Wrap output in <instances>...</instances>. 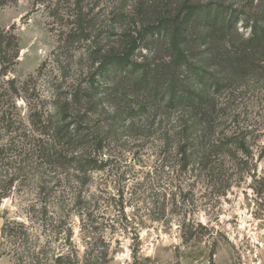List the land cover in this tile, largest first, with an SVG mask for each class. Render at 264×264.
I'll list each match as a JSON object with an SVG mask.
<instances>
[{
	"label": "rangeland",
	"instance_id": "obj_1",
	"mask_svg": "<svg viewBox=\"0 0 264 264\" xmlns=\"http://www.w3.org/2000/svg\"><path fill=\"white\" fill-rule=\"evenodd\" d=\"M163 2L15 0L1 6L0 31L15 37L18 53L5 75L0 70V106L22 122L24 131H32L34 113L53 115L58 98L63 102L88 86L96 52L125 46L127 33L138 30L144 19L138 8L149 17ZM177 2L170 1V9ZM232 2L225 0L226 5ZM251 6L264 18V0ZM236 27L248 36L242 20ZM190 30L205 33L199 22ZM148 40L150 47L141 44L133 60L167 63L165 43ZM207 41L191 43L193 63L207 64ZM134 76L111 69L98 82L99 93H114L95 103L91 114V123L104 124L108 131L103 159L110 162L91 174L83 197L99 199L87 212L76 209L70 179L63 174L67 169L56 171L38 156L25 157L43 169L22 161L20 185L0 204V264H53L58 255H69L64 264H264V68L235 80L217 96L223 105L220 129L231 140L228 150L213 159V170L192 165L185 174L177 171L174 152L162 150L163 132L177 114L166 115L160 102L143 108L146 96L134 90ZM129 108L135 115H126ZM109 115L112 120H105ZM40 180L56 192L47 213L36 201ZM5 225L16 235L6 236Z\"/></svg>",
	"mask_w": 264,
	"mask_h": 264
},
{
	"label": "trees",
	"instance_id": "obj_2",
	"mask_svg": "<svg viewBox=\"0 0 264 264\" xmlns=\"http://www.w3.org/2000/svg\"><path fill=\"white\" fill-rule=\"evenodd\" d=\"M14 1L0 0V7ZM170 1L164 0L162 7L149 17L145 16L147 13L140 15L142 12L138 8V16L144 19L138 30L134 27V33H127L125 46L117 52H96L93 62L97 67L88 77V86L82 91H72L62 99L63 102L58 98L53 115L34 113L29 121L32 131H24L22 122L0 106V204L17 184L20 185L19 172L24 170L20 163H26L27 156L40 157L44 164L53 166L56 171L67 169L63 174L70 179L72 206L76 209L87 212L86 207L99 199L96 196L84 198L83 189L90 183L91 174L102 172L110 162L109 157L103 159L108 131H104V124H92L91 114L95 103L106 102L114 94L108 90L99 93V79L111 69L137 77L134 90L146 96L143 108L148 102H160L166 115L177 114V118L169 122L172 124L169 130L163 132L162 150L166 154L174 152L172 157H175L180 174L187 173L192 165L204 172L215 168L213 159L223 157L231 141L220 129L223 105L217 96L235 80L264 68V18L252 10L251 4L255 0H232L242 2L239 7L233 2L226 5L225 0H211L205 4L178 0L173 10L169 7ZM240 20L242 26L249 29L246 38L238 33L236 24ZM195 22H199L205 32L203 37V32L192 35L190 28ZM147 37L165 43L169 57L167 63L142 65L133 60L141 44L150 47ZM200 38H208L203 49L208 52V62L204 66L191 61V43ZM17 51L15 37L0 31V70L3 75L14 66ZM135 113L131 108L126 111L128 116ZM112 118L109 115L105 120ZM236 145L245 150L243 143ZM26 165L31 169H43L42 164L37 167L30 161ZM36 189L40 210L47 213L48 204L52 197H56V192L48 189L41 180ZM58 198L60 200L61 196ZM9 226H4L3 233L16 235ZM68 259L69 255H58L53 264H64Z\"/></svg>",
	"mask_w": 264,
	"mask_h": 264
}]
</instances>
